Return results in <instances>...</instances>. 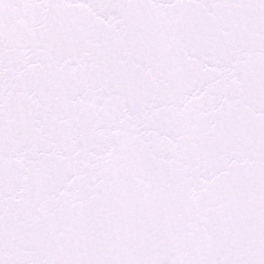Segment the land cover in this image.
Masks as SVG:
<instances>
[{
	"label": "snow or ice",
	"instance_id": "obj_1",
	"mask_svg": "<svg viewBox=\"0 0 264 264\" xmlns=\"http://www.w3.org/2000/svg\"><path fill=\"white\" fill-rule=\"evenodd\" d=\"M0 264H264V0H0Z\"/></svg>",
	"mask_w": 264,
	"mask_h": 264
}]
</instances>
